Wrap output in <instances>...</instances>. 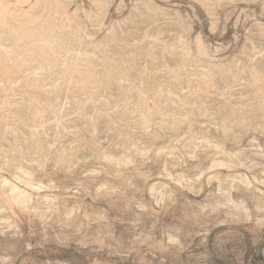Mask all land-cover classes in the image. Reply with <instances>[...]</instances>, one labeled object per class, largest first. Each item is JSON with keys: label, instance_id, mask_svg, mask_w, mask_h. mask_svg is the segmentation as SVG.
<instances>
[{"label": "rangeland", "instance_id": "rangeland-1", "mask_svg": "<svg viewBox=\"0 0 264 264\" xmlns=\"http://www.w3.org/2000/svg\"><path fill=\"white\" fill-rule=\"evenodd\" d=\"M0 264H264V0H0Z\"/></svg>", "mask_w": 264, "mask_h": 264}]
</instances>
